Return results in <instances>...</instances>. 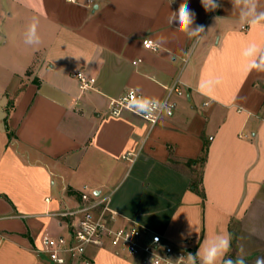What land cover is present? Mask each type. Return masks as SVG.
I'll return each mask as SVG.
<instances>
[{
	"label": "crops",
	"instance_id": "0c3cea01",
	"mask_svg": "<svg viewBox=\"0 0 264 264\" xmlns=\"http://www.w3.org/2000/svg\"><path fill=\"white\" fill-rule=\"evenodd\" d=\"M183 2L0 0V264H51L42 238L66 232L53 214L85 188L111 195L116 227L193 254L229 235L226 259L264 264V72L246 71L243 57L249 43L264 48V27L241 18H252L242 0L208 12L187 0L205 28L190 39L169 24ZM33 18L41 43L28 46ZM77 73L94 87L82 90ZM177 82L175 113L154 128L110 113L131 90L162 101ZM89 256L137 264L106 249Z\"/></svg>",
	"mask_w": 264,
	"mask_h": 264
},
{
	"label": "built area",
	"instance_id": "2783aa9c",
	"mask_svg": "<svg viewBox=\"0 0 264 264\" xmlns=\"http://www.w3.org/2000/svg\"><path fill=\"white\" fill-rule=\"evenodd\" d=\"M67 1L77 3L79 0ZM86 2L94 4V0H86ZM242 29L246 27L243 26ZM143 45L153 52L159 50V46L150 39L144 40ZM76 77L82 90L94 87V79L87 78L83 73H77ZM173 95H183L179 82L162 100L166 103L155 112L141 116L132 110V105L139 95L131 90L111 101L110 113L117 117L126 111L131 112L154 128L163 118L174 115L177 104ZM154 102L150 104V109L156 108ZM111 198V195L97 194L96 191L85 188L76 206L53 214L63 221L66 232L58 236L45 234L38 254L51 264H93L89 250L94 247L112 251L125 259H133L137 264H187V255L192 252L186 249L177 250L164 236L137 225L114 226V213L110 207Z\"/></svg>",
	"mask_w": 264,
	"mask_h": 264
},
{
	"label": "clouds",
	"instance_id": "9594fccd",
	"mask_svg": "<svg viewBox=\"0 0 264 264\" xmlns=\"http://www.w3.org/2000/svg\"><path fill=\"white\" fill-rule=\"evenodd\" d=\"M174 0H171L173 3ZM170 3V4H171ZM201 4L205 11H215L222 6L220 0H201ZM242 6L252 14V18H245L242 15V19L249 26L258 25L264 27V11L259 10L258 0H242ZM174 21L179 24V29L182 30L190 39L194 36L202 34L205 31L203 25L195 24V13L192 12L189 7L187 0H184L180 4L178 11L172 12L169 18V24L171 25ZM39 21L35 18L28 25L27 30L24 33V43L28 46H37L41 43V37L38 32ZM264 48L258 47L255 43H249L243 50L244 67L245 70L251 72L253 70L258 72H264ZM152 98L137 96L136 102L132 105V110L138 115L147 116L151 112H155L160 106L166 101L159 99L155 100L156 108L150 109ZM168 112V110H167ZM159 117H157L158 119ZM231 249V237L229 235H218L215 241L207 248L201 251L198 250L195 254L188 253L187 264H197V260L200 264H246L243 256L240 255L235 261L232 259H226L225 257Z\"/></svg>",
	"mask_w": 264,
	"mask_h": 264
},
{
	"label": "rangeland",
	"instance_id": "374dc122",
	"mask_svg": "<svg viewBox=\"0 0 264 264\" xmlns=\"http://www.w3.org/2000/svg\"><path fill=\"white\" fill-rule=\"evenodd\" d=\"M235 247V246H234ZM234 247L232 246V251L234 252L235 250H234ZM262 246L261 245H257L256 246V249H258V250H260V248H261ZM262 254V255H261ZM260 256V257H259ZM264 256V251H261V252H259V254H258V257L259 258H262ZM259 258H256V259H259ZM233 261H235V260H233ZM258 264H263V263H259V262H257Z\"/></svg>",
	"mask_w": 264,
	"mask_h": 264
},
{
	"label": "trees",
	"instance_id": "16d2710c",
	"mask_svg": "<svg viewBox=\"0 0 264 264\" xmlns=\"http://www.w3.org/2000/svg\"><path fill=\"white\" fill-rule=\"evenodd\" d=\"M205 155H206V153H204V156L202 157V160H205Z\"/></svg>",
	"mask_w": 264,
	"mask_h": 264
}]
</instances>
